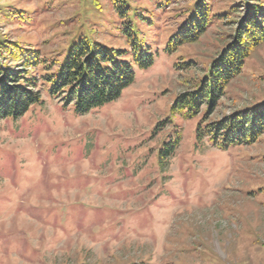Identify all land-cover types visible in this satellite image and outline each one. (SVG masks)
<instances>
[{
  "label": "rangeland",
  "instance_id": "obj_1",
  "mask_svg": "<svg viewBox=\"0 0 264 264\" xmlns=\"http://www.w3.org/2000/svg\"><path fill=\"white\" fill-rule=\"evenodd\" d=\"M192 1L0 0V39L48 61L81 37L132 61L127 21L153 55L146 68L132 62L116 100L83 115L44 91L21 117L0 119V264H264V134L227 147L197 137L264 101V43L207 118L174 112L244 0H211L208 29L168 52Z\"/></svg>",
  "mask_w": 264,
  "mask_h": 264
},
{
  "label": "trees",
  "instance_id": "obj_2",
  "mask_svg": "<svg viewBox=\"0 0 264 264\" xmlns=\"http://www.w3.org/2000/svg\"><path fill=\"white\" fill-rule=\"evenodd\" d=\"M242 5L241 15L232 21L229 41L210 60L196 83L175 96L171 104L174 112L182 111L185 117H191L203 109L207 118L228 83L241 73L245 60L264 43V0H244ZM210 7L211 0L192 1L183 22L167 41L168 52L200 38L215 16ZM126 24L127 36L132 37L129 42L133 49L132 61L120 59L112 49L84 37L71 45L61 62L48 61L39 56L38 50L16 41L0 39V119L21 117L32 105L42 102L44 91L63 106H73L78 115L116 100L133 82L132 62L140 68L153 63L152 53L146 52L129 30L132 23ZM190 63L186 60L179 64L189 66ZM37 67L42 70L39 75L33 71ZM263 134L264 101L197 128L198 138L206 137L220 147L252 144Z\"/></svg>",
  "mask_w": 264,
  "mask_h": 264
}]
</instances>
